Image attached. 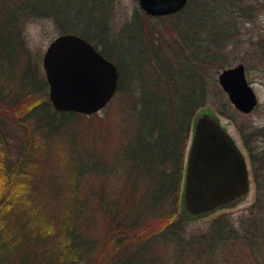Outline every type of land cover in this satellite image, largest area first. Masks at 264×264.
<instances>
[{
  "label": "trees",
  "instance_id": "obj_1",
  "mask_svg": "<svg viewBox=\"0 0 264 264\" xmlns=\"http://www.w3.org/2000/svg\"><path fill=\"white\" fill-rule=\"evenodd\" d=\"M112 1L0 0V264H264V144L252 142L264 127L241 132L254 184L245 216L218 213L187 232L182 208L185 148L210 74L232 66L240 22L256 6L264 14V0H187L159 26L138 12L120 36ZM27 17H49L95 47L99 38L119 73L118 127L53 109L22 34ZM247 41L236 58L247 66L255 56L264 71V28ZM7 121L25 135L15 155Z\"/></svg>",
  "mask_w": 264,
  "mask_h": 264
},
{
  "label": "water",
  "instance_id": "obj_2",
  "mask_svg": "<svg viewBox=\"0 0 264 264\" xmlns=\"http://www.w3.org/2000/svg\"><path fill=\"white\" fill-rule=\"evenodd\" d=\"M137 2L147 15L161 16L179 11L186 0ZM41 62L48 99L55 111L96 113L117 90L119 73L116 64L78 34L66 32L54 37L47 44ZM217 81L238 111L248 113L257 104L256 95L245 78L243 63L222 69ZM217 125V121L208 116H201L195 125L198 130L214 129L225 142L204 152L201 146L206 140L196 134L182 195L184 209L194 214L207 212L234 198L238 200L250 189L244 156ZM228 170L232 172L229 177L226 176Z\"/></svg>",
  "mask_w": 264,
  "mask_h": 264
},
{
  "label": "rangeland",
  "instance_id": "obj_3",
  "mask_svg": "<svg viewBox=\"0 0 264 264\" xmlns=\"http://www.w3.org/2000/svg\"><path fill=\"white\" fill-rule=\"evenodd\" d=\"M249 3L258 2L261 0H247ZM138 12L143 11L140 9L137 0H113L111 6V12L109 15V22L111 25L112 33L117 36H120V30L124 26V24L131 20L133 15ZM254 15L252 20L242 19L240 22V27L238 34L236 36L237 43L232 47V51H229V56L232 58V66L240 63L237 55H243L246 48L248 46V37L258 32H261L264 28V14L263 10L257 8L253 12ZM144 14V13H143ZM146 15V14H145ZM147 23L152 25L159 26V21L156 16H148ZM245 20V21H243ZM164 37H166V33L164 29L160 31ZM22 34L25 39V44L28 47L32 61L38 64L39 70L41 74L44 75V71L42 68V54L47 46V44L58 34H60L59 28L57 27L55 21L49 17H27L23 19L22 22ZM96 44V47L101 49L102 44L99 41V38L93 40ZM230 49V50H231ZM117 55L116 52L113 53V57L115 58ZM249 60L248 65H244L245 78L247 83L252 87L256 98L257 104L255 107L248 113H242L237 111L230 103L226 93L221 89L218 84L217 76L219 72H211L210 74V84H209V100L205 108L206 112L209 111L211 114H216V110L214 106H218L223 104L226 107V111L233 115L232 120H225V118H220L224 125L227 126L229 132L232 136L237 140L238 144L242 146V140L239 137L241 132H248L251 130H257L258 128L264 127V71L262 70L261 63L257 60L255 56H247ZM242 63V62H241ZM126 66V65H125ZM119 96V95H118ZM117 96V97H118ZM113 98V97H112ZM114 100L115 97L106 104L102 109L96 112V115L100 117V121L104 123L105 127L108 129V126H113L116 122L115 116H111L114 108ZM91 115V114H90ZM3 116V115H1ZM8 116V115H7ZM3 118H7L3 116ZM95 121V120H94ZM97 121H95L96 123ZM14 123V122H12ZM11 122L7 121V124L10 125V129L14 127L12 133L8 136L11 144V152L15 155L19 145L23 143L25 139L24 131L21 127H18ZM115 126H117L115 124ZM9 127V126H8ZM118 127V126H117ZM98 128V127H97ZM111 128V127H110ZM109 128V129H110ZM114 129V128H113ZM99 131H94V133H98ZM120 134V133H119ZM117 135V132L114 136ZM254 145L259 148L264 144V138L261 136H257L253 139ZM251 143V142H250ZM254 184L252 179L250 178V189L247 195L240 197L235 203L227 204L226 206L220 207L218 209L208 211L206 213H198L194 214L186 209H184V213L191 217L192 219L187 222L186 230L187 232H197L204 231L207 229L209 224V220L218 213H228L230 218L234 223H237L239 217L245 216L249 211V205L252 203L254 199ZM247 262V260H246Z\"/></svg>",
  "mask_w": 264,
  "mask_h": 264
},
{
  "label": "flooded vegetation",
  "instance_id": "obj_4",
  "mask_svg": "<svg viewBox=\"0 0 264 264\" xmlns=\"http://www.w3.org/2000/svg\"><path fill=\"white\" fill-rule=\"evenodd\" d=\"M217 116L214 115V114H211L209 111H201L197 116L196 118L194 119V122H193V125H192V128L189 132V135H188V142L186 144V148H185V154H184V171H183V183H182V194L185 190V178H186V175H187V164H188V159H189V155L190 153L193 151V147H194V139L196 137V134H198L200 137H202L203 139L206 140V143H203L202 146H201V149L202 151L206 152L208 149H211L213 148L212 146L213 145H220V144H223V142H225L224 139H220V134L217 133L214 129H211V128H201V129H196V123H197V120L201 117V116H208L212 119H214L215 121H217L218 123V128H220L223 133L225 134V136L227 138H230L232 140V142H234V144L236 145V147H238L240 153L244 156V159H245V165H246V171L248 172V180L251 178L250 177V164H249V159H248V154H247V150L244 146V143L242 142V146H240L237 142V140L232 136V134L229 132V129L227 128L226 125L223 124L222 120L220 118H225V120H231L230 118L228 117H225L223 115H220L216 112ZM215 126H213L214 128ZM219 137V138H218ZM239 137H241L240 139L242 140V135L240 134ZM243 141V140H242ZM224 146V145H223ZM220 153V150L218 151ZM232 172L231 171H227L226 172V176H231ZM250 181V180H249ZM249 192V191H248ZM239 195H242L239 194ZM237 201L236 198L232 199V200H229L227 202H224L222 204H218L214 207H212L209 211H212V210H215V209H218L220 207H223V206H226L227 204H230V203H235ZM184 207V206H183ZM206 209V208H204Z\"/></svg>",
  "mask_w": 264,
  "mask_h": 264
}]
</instances>
